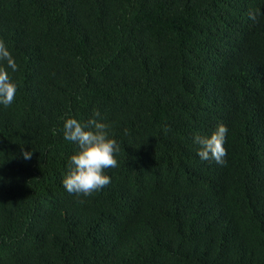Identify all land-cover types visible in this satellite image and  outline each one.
<instances>
[{"label":"trees","instance_id":"16d2710c","mask_svg":"<svg viewBox=\"0 0 264 264\" xmlns=\"http://www.w3.org/2000/svg\"><path fill=\"white\" fill-rule=\"evenodd\" d=\"M0 41V264H264V0H0ZM97 110L117 166L77 196L63 122Z\"/></svg>","mask_w":264,"mask_h":264},{"label":"clouds","instance_id":"9594fccd","mask_svg":"<svg viewBox=\"0 0 264 264\" xmlns=\"http://www.w3.org/2000/svg\"><path fill=\"white\" fill-rule=\"evenodd\" d=\"M249 15L254 19L251 13ZM0 64L4 65L0 66V105L7 107L13 103L17 90L8 69L14 72L17 65L3 41H0ZM98 117L100 112L97 110L84 122L71 116L64 119L63 139L76 146V151L68 158V170L62 179L64 189L70 194L86 197L102 190L111 182L105 170L117 166L116 153L121 146L111 135V123ZM227 132V126L221 123L208 135L194 134L197 156L201 160L224 163ZM21 156L30 159L32 151L21 148Z\"/></svg>","mask_w":264,"mask_h":264}]
</instances>
